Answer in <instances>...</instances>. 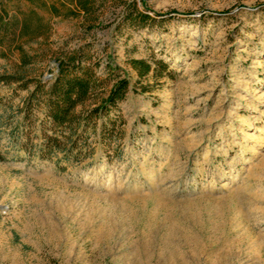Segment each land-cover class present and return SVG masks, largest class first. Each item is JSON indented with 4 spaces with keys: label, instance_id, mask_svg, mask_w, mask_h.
Masks as SVG:
<instances>
[{
    "label": "rangeland",
    "instance_id": "374dc122",
    "mask_svg": "<svg viewBox=\"0 0 264 264\" xmlns=\"http://www.w3.org/2000/svg\"><path fill=\"white\" fill-rule=\"evenodd\" d=\"M43 1L62 14L6 4L44 26L21 40L34 58L23 74L47 81L57 55L89 44L129 91L110 114L114 139L100 140L98 118L81 165L28 158L1 135L0 264H264V0H129L145 27L123 21L129 1L109 0L92 29L68 1ZM130 58L170 73L139 77ZM19 69L17 52L0 58V73ZM27 93L0 84L6 116Z\"/></svg>",
    "mask_w": 264,
    "mask_h": 264
},
{
    "label": "trees",
    "instance_id": "16d2710c",
    "mask_svg": "<svg viewBox=\"0 0 264 264\" xmlns=\"http://www.w3.org/2000/svg\"><path fill=\"white\" fill-rule=\"evenodd\" d=\"M34 6L46 8L52 15L62 14L60 7L51 3L46 6L43 0H29ZM72 5L67 9L68 16H82L92 29L93 21L99 18L109 0H60ZM129 1V0H127ZM10 0H0V58H8L15 52L19 55V70L8 74L0 73V84L16 85L28 91L21 106H17L20 117L6 116L8 101L0 100L4 113L0 114V138L8 128L9 144L24 150L28 158L50 160L59 166L81 165L92 158L94 148L89 131L94 130L98 118L102 119L99 138L110 143L114 139L113 128L108 127L117 120L110 114L117 109L129 91V80L120 74V68L108 56L102 68L90 55V46L81 45L64 51L54 58L55 74L47 81L41 78H27L23 72L34 63V58L25 51L22 39L40 34L44 27L34 9L29 14L11 15L6 9ZM123 21L130 25L145 27L150 16L140 11L135 1L125 2ZM128 63L139 77L150 72L168 75V65L162 60L130 58ZM164 73V74H163ZM107 95L98 103L87 105L93 95L110 85ZM143 89H145L143 87ZM43 107V118L37 120L35 111ZM107 122V123H106ZM0 160L5 155L0 150ZM61 170L66 166H60Z\"/></svg>",
    "mask_w": 264,
    "mask_h": 264
}]
</instances>
